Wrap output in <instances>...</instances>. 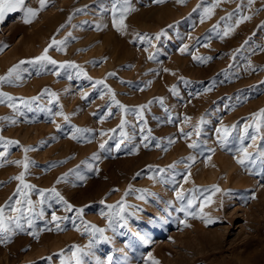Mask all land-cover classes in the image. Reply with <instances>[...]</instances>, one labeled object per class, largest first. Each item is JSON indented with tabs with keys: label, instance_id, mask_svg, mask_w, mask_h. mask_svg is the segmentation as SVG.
Masks as SVG:
<instances>
[{
	"label": "rangeland",
	"instance_id": "374dc122",
	"mask_svg": "<svg viewBox=\"0 0 264 264\" xmlns=\"http://www.w3.org/2000/svg\"><path fill=\"white\" fill-rule=\"evenodd\" d=\"M130 3L135 11L125 20L126 34L113 26L111 0H48L31 23H25L27 9H39L40 0H24L0 22V77L26 62L19 80L0 85L16 98L15 109L0 103V118H7L0 119V136L19 142H0V207L20 198L14 195L19 181L13 177L23 168L8 161L22 160L24 148L35 149L27 153L35 163L26 182L37 190L55 188L73 206L66 211L50 193L48 203L40 205L34 190L30 198L37 211L43 207L44 216L35 217L31 227L22 221L24 231L0 243V264H62L70 260L73 246L88 251L94 237L76 215L80 208L83 221L106 229L109 238L97 241L94 256L85 257L91 264L96 257L106 264L109 255L113 264H151L149 255L159 264H264V156L257 155L264 152V121L257 131L253 119L264 109V0L251 5L248 0ZM213 4V14L201 22L202 9ZM161 32L165 35L151 44L137 38ZM53 39L66 42L64 51L53 47L48 54L59 63L79 65L91 80L78 76V69L27 63ZM184 45L188 50L181 53ZM193 55L211 59L201 63ZM97 80H104L130 111L112 104L107 89L94 86ZM45 90L57 93L58 101ZM141 105L148 106L143 119ZM61 110L69 120L58 114ZM122 120L127 121L123 129ZM77 127L89 131L71 139ZM224 128L229 129L226 144L223 131H217ZM193 142L200 146L190 148ZM244 148L253 159L241 165L237 159ZM65 174L66 181L57 183ZM214 185L221 189L215 195L207 191ZM129 186L146 192L125 197ZM177 190L185 193V205L193 201L188 212L199 213L211 196L204 213L215 222L179 211ZM122 199L136 206L127 209L135 215L127 227L109 229L104 213ZM53 214L68 219L53 221Z\"/></svg>",
	"mask_w": 264,
	"mask_h": 264
},
{
	"label": "snow or ice",
	"instance_id": "6c2138e0",
	"mask_svg": "<svg viewBox=\"0 0 264 264\" xmlns=\"http://www.w3.org/2000/svg\"><path fill=\"white\" fill-rule=\"evenodd\" d=\"M157 3H161L163 2V0H156ZM179 3L183 4L186 2V0H178ZM221 0H216V4L220 3ZM48 3V0H40V7L39 9H32V8H28L27 9V15L25 18V23H31L32 19H34L39 11L43 10L46 5ZM248 3L251 5L252 3H254V0H248ZM24 4V0H0V22H2L5 18V15L9 12L15 11L17 10V8L21 7ZM111 4L112 7L110 9L111 11V15H112V23L113 26L116 28L117 31L121 32L122 34H126V29H127V24L125 23V20L128 16V14H130L131 12L135 11V9L131 6L130 0H111ZM216 4H213L211 7H204L202 9V17H201V22H203L205 19H208L211 17V15L213 14V10L216 7ZM201 6L198 5L197 8H200ZM197 9H194L193 11H196ZM229 19H231V14H229ZM251 19L250 16H242L241 20H249ZM97 29H99L101 26L100 25H96ZM231 29H229L230 31ZM228 34V32H224V36H226ZM165 35L164 32H161L159 34H157L155 37H150L147 35H141V34H137V38L140 41H147L149 44H151V41L153 39H157L159 40L161 36ZM65 41H57L56 39H53L51 44L49 45L48 48H46L44 50V52L34 58V60L32 61H27V63H31V64H41V66H46V65H53V66H57L60 69H64V68H72V69H78L77 71V75H84L87 77V74L84 72V70L82 68H80L79 65L75 64L74 62H64V63H59L58 61H56L55 59H53L48 53H49V49L55 47L57 50L63 52L64 51V45H65ZM3 49L0 48V51H2ZM188 50V46L184 45V47H182L180 49L181 53H184L185 51ZM149 59H154L153 56H149ZM193 59L197 60L201 63H205L207 60L211 59V57H200V56H195L193 55ZM26 63L25 61H21L19 64L14 65L11 69H9L8 74L6 76L0 77V85L7 83V84H14L17 80H19L20 74H19V69L21 68V65ZM165 71H168L167 69H165ZM53 74L59 76L60 72L59 71H55ZM110 76H114L115 73H109ZM68 79H72V76L69 75ZM87 79L91 80V77H87ZM183 79V78H181ZM95 85H101L104 88L107 89L106 94L110 95L111 98V103L115 104L118 108H120L122 111L124 112H128L130 111L125 105L121 104L120 101H118L116 99V94L114 92L113 89H111L110 87L107 86V84L105 83L104 80H97L94 82V86ZM143 90V89H141ZM173 94L178 95L176 87L173 86V88L171 89ZM45 92L50 95L53 100H57L59 99L58 94L55 92H49L48 90H45ZM33 100L39 99V97H33ZM15 97L10 96L8 93L2 92L0 91V103H8V106L15 109L16 108V104H15ZM160 103L161 105H163V99H160ZM148 107L147 105H141L139 107L138 110V114H139V118L143 119V112L144 109ZM62 108V106H61ZM109 113H111V106H109L108 109ZM131 111H137V110H131ZM59 115L63 116L64 119L67 121L69 120V117L67 115H65L63 113V111L61 110L59 113ZM0 119H7V118H0ZM190 118H186V120H188ZM253 119L258 121L254 127L257 129V131H259L260 128V121H264V109H261L258 113H254L253 114ZM54 122V121H53ZM11 123H15L14 120L11 121ZM204 120L203 118L200 121V124H203ZM127 124L126 120H122L121 124H120V128L123 129L124 126ZM57 127L59 128V125H57ZM87 129H81V128H75L72 135H71V139L74 140H79L82 138L83 134L86 133ZM181 131H183L181 129ZM219 131H223L224 133V138L222 140V144H226L227 142V137L229 135V129L224 128V129H218ZM245 131H247V128L245 129ZM195 132L196 135L200 134V125H196L195 126ZM121 136H126L127 133L124 131L120 132ZM150 135V133H149ZM185 137H189L192 135V133H185L184 134ZM145 140L148 139V136L144 137ZM253 142L255 141V137H252ZM0 142H4L6 144H18V141H4V138L2 136H0ZM122 142V141H121ZM174 141H172L171 139L169 140V144L173 143ZM148 145L145 144V147H147ZM159 146V145H157ZM200 145L196 142H193L191 144H189L190 148H198ZM105 145L101 144L100 148L104 149ZM120 147V143H117L116 148L117 150H119ZM24 158L22 160H15V161H8L9 163H13L17 166H22L23 171L18 175L13 177V179L19 181V185L16 189V192L14 193L15 196H18L20 198L15 199L14 201L11 200L10 198V202L6 203L3 207H0V243L4 242L5 240H10L12 235H15L17 230L20 231H24V223H22V221L26 222L28 227L32 226L33 223V219L35 217H43L44 216V209L43 207H41L39 209V211H37L36 205L34 204V202L31 200L30 196L31 193L35 190L38 192V195L40 197V200L38 201V203L40 205H44L45 203H48L49 201V196H46V193H50L51 194V198L56 199V201L58 203H63L65 205V210L66 211H72L73 210V206L71 204H69L64 197L55 189H35V185H32L30 183L26 182V174L29 172V169L32 165H34V161H31L30 158L28 157L27 153L29 151H33L35 149H31V148H24ZM3 154H0V156H2ZM257 155L259 156H264V152H259L257 153ZM94 160H98L99 156L95 155L93 156ZM189 159L194 160V157H189ZM253 159V155L251 153L248 152L247 148L243 149V157L242 158H238L237 162L241 165H245L247 161H251ZM0 166H3V163H0ZM89 169H92V165L89 164L88 165ZM172 167V166H170ZM164 171V170H161ZM68 174H65V176L61 177L57 183L60 182H64L66 181ZM139 175V174H137ZM190 175V173H189ZM81 180L84 179L83 176L79 177ZM153 179H155V177H152ZM185 182H187V180H185ZM134 191H139L141 193L146 192V190H136V189H132L131 186H129V191L125 193V197L130 193V192H134ZM210 191L213 195H215L218 192H221V189L219 188L218 185H214L212 186L211 189L207 190ZM149 195H151L149 193ZM139 199L144 200L146 197L144 194H141L139 197ZM254 198V197H253ZM176 199L181 201V207L179 208V211L181 212H186L188 215H192L193 217L199 218L201 220H204V222L206 224H211L214 223L215 221L212 220L211 218H208L207 215L204 213V207L207 206L210 202H213L211 200V196H208L205 198L203 204L200 206V212L199 213H194V212H188V208L187 205H191L193 203V201L191 199L187 200V205H185V193L181 190H177L176 191ZM49 206H51L49 204ZM136 207L134 205H128L126 204V201L124 199H122L121 201H119L117 203V205H109L108 208L111 210L107 213H104L107 221H108V228L109 229H116V228H124L128 226V221H129V217L130 216H134L135 213H130L127 211L128 208H133ZM8 210L9 214L6 215V211ZM76 215L77 217L80 218L81 223L84 225L85 227V231L89 232L94 239L92 241H90L89 245H88V251H85L81 248H79L78 246H73L74 247V251L71 252V258L70 260L66 261V260H62V264H71L72 261H74V264H91L90 260H85V257H93L94 253L91 252L92 247H94V244L97 241H108V237L105 236V232L106 229L104 228H99L95 225H91L85 221H83V213H84V209L80 208V209H76ZM11 213H15V215H11ZM61 219H68L67 217L61 218L59 216H56L55 214H53L52 216V220L53 221H60ZM156 221H153V223H155ZM185 227H190V225H188L186 222H183ZM56 227L59 229L60 225L57 224ZM77 231H79V228L77 227ZM33 235L35 236L36 234L33 233ZM137 235H139L137 233ZM142 240H144V237H141ZM145 243H150V241L145 240ZM148 260L151 261V264H159V261L153 259L151 257V255H149ZM95 264H105V261L100 260L98 257L95 258ZM106 264H113V256L109 255L106 257ZM121 264H123V262H121Z\"/></svg>",
	"mask_w": 264,
	"mask_h": 264
},
{
	"label": "bare ground",
	"instance_id": "6f19581e",
	"mask_svg": "<svg viewBox=\"0 0 264 264\" xmlns=\"http://www.w3.org/2000/svg\"><path fill=\"white\" fill-rule=\"evenodd\" d=\"M207 242H208V240H206ZM209 242H211V241H209ZM197 262V261H196ZM195 264V263H194Z\"/></svg>",
	"mask_w": 264,
	"mask_h": 264
}]
</instances>
